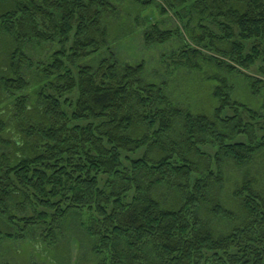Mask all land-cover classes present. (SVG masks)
<instances>
[{
    "label": "trees",
    "instance_id": "1",
    "mask_svg": "<svg viewBox=\"0 0 264 264\" xmlns=\"http://www.w3.org/2000/svg\"><path fill=\"white\" fill-rule=\"evenodd\" d=\"M132 1L173 11L182 26L151 25L146 46L194 31L171 59L191 71H202L199 61L215 67L212 114L173 106L143 81L142 63L121 66L113 54L80 63L108 50L111 0H0V88L14 111L13 122L0 120V145L11 150L0 152V222L17 228L15 239L43 227L54 243L83 212L94 264H264V194L244 179L232 193L239 212L210 196L224 186L225 162L242 168L264 151V115L218 73L249 82L250 99L264 91V0ZM54 41L50 63L27 55V46ZM30 78L41 86L36 106L23 94ZM159 187L176 194L169 207L152 197Z\"/></svg>",
    "mask_w": 264,
    "mask_h": 264
},
{
    "label": "rangeland",
    "instance_id": "2",
    "mask_svg": "<svg viewBox=\"0 0 264 264\" xmlns=\"http://www.w3.org/2000/svg\"><path fill=\"white\" fill-rule=\"evenodd\" d=\"M111 2L116 8V13H110L104 17L108 50L104 49L94 57L80 63L90 65L101 58H109L112 54L121 66L142 63L141 78L143 81L161 86L173 106L194 115H211L215 107V100L212 97L213 87L217 82L208 77L216 72L215 67L199 61L202 71H191L188 68L175 67L171 59V54L183 48V45L194 43L191 40V33L194 31L183 32L182 37L177 35L163 45L146 46L142 35L143 31L151 25L157 24L162 29L173 30L182 27L173 11L161 14L158 6L142 8L132 0H111ZM204 24L214 32H218L213 24L207 21ZM195 25L196 21L194 20L191 27ZM197 32H199L198 29ZM55 48H58L55 41L40 45L31 44L27 46L26 52L34 63L42 61L48 64ZM218 73L229 79L228 83L232 88L233 97L246 102L264 115V91L257 99H250L247 88L249 82L239 75L230 77L224 71ZM40 87L36 80L30 78V90L23 94L30 97L29 104L31 106L37 105L36 97ZM12 102L13 99L7 96L4 89L0 88V120L13 122V105L9 104ZM6 115L9 116L8 119ZM258 133L264 134V131H258ZM4 136L9 137L8 134H4ZM235 141H245V137H238ZM202 149L208 153L213 152L209 146ZM0 152L9 154L11 150L0 145ZM141 153L142 151H139L132 157H138ZM223 170V188L219 190L215 187L210 192L214 202L221 201L227 209L239 212L238 200L232 193L244 179L252 180L255 190L264 194V151L258 153L250 165L238 168L230 162H225ZM152 197L163 207H169L173 198L177 200L176 194L164 187L154 189ZM206 213L205 210L203 214ZM13 214L17 217L24 215L18 211H13ZM207 217L208 213L205 218ZM86 219L87 215L83 212L69 217L63 223L62 231L57 233L54 243H50L43 227H37L33 232L25 233L23 239H15L13 237L18 233L17 228L5 229L4 224L0 222L2 230V234H0V264H94L98 257L90 250V247L95 244V240L88 236L81 224ZM209 225L218 232H227L228 230L224 224L215 220H212ZM6 234L11 237H7Z\"/></svg>",
    "mask_w": 264,
    "mask_h": 264
}]
</instances>
